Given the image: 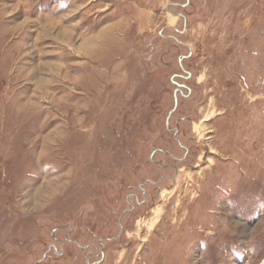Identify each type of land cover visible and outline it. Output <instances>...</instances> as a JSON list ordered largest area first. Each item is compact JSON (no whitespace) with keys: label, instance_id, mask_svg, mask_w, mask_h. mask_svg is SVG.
<instances>
[{"label":"rangeland","instance_id":"rangeland-1","mask_svg":"<svg viewBox=\"0 0 264 264\" xmlns=\"http://www.w3.org/2000/svg\"><path fill=\"white\" fill-rule=\"evenodd\" d=\"M0 264H264V0H0Z\"/></svg>","mask_w":264,"mask_h":264},{"label":"flooded vegetation","instance_id":"flooded-vegetation-1","mask_svg":"<svg viewBox=\"0 0 264 264\" xmlns=\"http://www.w3.org/2000/svg\"><path fill=\"white\" fill-rule=\"evenodd\" d=\"M175 96H176V94L174 95V98H175ZM173 111H174V110H171V111L168 113L167 117H166L165 125H166V129H168V130H169V127H168L169 119H170V117H171ZM169 131H170L174 136L179 135V133H178L176 130H169ZM176 140H177V139H175V141H176ZM183 150L187 151L185 148H183ZM146 184H147V183H146ZM140 189H141V188H140Z\"/></svg>","mask_w":264,"mask_h":264},{"label":"bare ground","instance_id":"bare-ground-1","mask_svg":"<svg viewBox=\"0 0 264 264\" xmlns=\"http://www.w3.org/2000/svg\"><path fill=\"white\" fill-rule=\"evenodd\" d=\"M158 213V212H157Z\"/></svg>","mask_w":264,"mask_h":264}]
</instances>
